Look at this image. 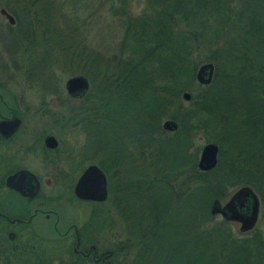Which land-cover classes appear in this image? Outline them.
I'll return each instance as SVG.
<instances>
[{
	"label": "rangeland",
	"instance_id": "obj_1",
	"mask_svg": "<svg viewBox=\"0 0 264 264\" xmlns=\"http://www.w3.org/2000/svg\"><path fill=\"white\" fill-rule=\"evenodd\" d=\"M257 1H232L228 4L227 15L231 17L234 7L238 9L243 7V3H249L247 16L245 15L241 20L235 17L229 24L224 23L220 16L214 21L215 26L220 25L225 33L231 31L234 38L237 36L235 40L226 36L216 41L208 39L200 49L194 52L193 59L199 63L194 81L188 84V90L183 91L178 100L175 99V104L172 106V111H176L178 117L177 120L173 121L179 124L180 131L177 130L178 132L172 133L164 131L162 123L167 119L172 120L169 116H165L159 121L163 131L154 134V141L151 142L152 148H146L139 142L141 138L143 140L144 135L140 134L137 142L134 140L133 129L138 132L139 129L134 128L133 120L130 119V122L127 119L123 121L124 117L122 116L114 118V120H119V125L122 122L129 124L126 130V139L123 135V128L117 129L112 123L114 125V145L116 139L120 141L119 143L117 140V145L118 143L119 145H116L113 151V160L122 159L126 161L127 173H121L119 165L113 167L110 202H107L105 206H98V208L104 210L107 206L113 205L120 221L126 222V229H122L120 224L118 226L119 232L122 234L119 239L125 240L120 247L126 253V264H137L138 262L137 235L131 229L129 231L128 225V216L133 212H136L137 215L142 212V214L150 212L153 215L163 213L165 216V227L163 226L162 231L158 232L157 241L153 240L155 250L151 253V259L150 256L146 258L149 264H163L160 255L164 250L160 247L164 243L158 242L162 233L167 236L168 242L174 241L177 246L185 242L188 243L189 249L191 243L188 235L194 228H198L200 231L222 228L219 231L225 230L226 237L230 235V239L246 238L251 234L241 233L239 225L235 223L227 222L222 226L224 220L219 215L213 216L210 211L215 199L209 198V212L207 213L204 202H202L201 207L193 209L191 201L187 198L189 199L193 193L191 190L197 186L205 189L208 183L211 184V182L216 181L217 176L220 177L227 170L230 161L236 160L237 153H242V156L246 158L248 151H255L257 147L251 143L250 135H247L244 128L239 124L241 120L245 119L244 111L249 107L245 102V94H243L244 91L241 90V87H253L252 78L258 80L260 76L262 77L260 84H264V72L258 73L259 68L264 71V46L260 45L259 42L249 44L254 49V53L249 55L248 60H238L234 55L226 54L221 60L215 59L216 61L209 62L213 60L216 50L239 41L238 35L243 34L250 21L253 20H249L251 16L258 15L260 10L264 12V3L260 0L257 4ZM122 8L127 11L129 16L138 17L147 12L148 0H0V10H7L15 20V25H10L0 14V83L7 89V98L10 99H13L15 95L18 96L19 93H24L27 97L34 99L42 93H53L55 90L52 89L60 88V95L65 102L64 107L60 108L61 118L65 115V118L60 119L62 120L61 125L64 127H60L62 151L78 149L85 143L83 134H79L73 127L69 126L74 123V117L67 110L68 108L76 109L78 104L67 97L65 82L76 75L86 77L89 82V92L86 97L89 94L97 93V90L103 86L105 78L112 72V67L109 65L110 61L121 53V42L125 34L124 21L127 17L120 13ZM206 63L214 65V74L211 84L203 86L197 82L196 73L199 67ZM248 63L251 64V67L248 66ZM225 75L229 76V82L225 79ZM232 76H236L237 82L233 83ZM210 86L213 87L208 89L207 87ZM185 93L191 96L189 101L183 99ZM208 93L213 94L214 101L212 102L216 103L215 113L218 118V125L214 128L200 126L198 129H194L190 125L191 133L188 134L186 128L181 126V122L185 120V124L196 125L195 121L186 117L188 112H191L195 107L194 104L191 105L192 98L199 99ZM91 102L97 103L94 98H89L83 105H88ZM202 117V121L210 118L207 114ZM165 140L170 141V146H165V148L169 147L168 150L165 149L166 158L156 150L158 148L157 142ZM106 141V130L92 133V155H94L95 162L107 163L108 147ZM176 142L179 144L177 146L179 151H176ZM208 143L216 144L219 148L218 170L204 177L202 181L192 180V163L194 164L195 161L198 164L201 150ZM122 145L123 150L121 149ZM137 148L143 150L144 159L147 160H144L146 164L144 162L143 165L141 164L140 157L137 155ZM125 150H127V154ZM170 150V155L177 159V163L174 165H172L171 156L168 157ZM221 151L222 155L220 154ZM194 156L196 157L194 158ZM196 168L197 171H200L198 166ZM245 186L251 188L260 199L261 209L255 229L260 231L264 239V205L258 192L252 186L239 184L235 187H228L225 193L227 196L216 200L223 204L236 190ZM125 193L126 195L136 193L137 197L134 199L126 198V200L123 198L117 203L116 199L121 194L125 197ZM161 195L164 196V199H160ZM70 196L71 194L67 190L65 196L66 214L71 211L69 207ZM196 199L198 200L197 196ZM136 203L139 207L135 205ZM116 204L120 207L117 208ZM145 226L147 225L145 224ZM160 226L161 224L159 228ZM130 234H134L136 237L134 238L132 235L130 238ZM208 242H211V239L207 238L199 247L204 245L205 249L213 252V245L208 244ZM214 248L218 249L215 245ZM193 250L202 259L188 255V264L204 261L203 258H206V255L195 249H192L191 253ZM227 256L225 254L224 257ZM192 261L194 262L192 263ZM173 262H177L176 259Z\"/></svg>",
	"mask_w": 264,
	"mask_h": 264
},
{
	"label": "trees",
	"instance_id": "obj_2",
	"mask_svg": "<svg viewBox=\"0 0 264 264\" xmlns=\"http://www.w3.org/2000/svg\"><path fill=\"white\" fill-rule=\"evenodd\" d=\"M232 1L235 0H148L147 12L138 17H131L124 8L120 9V13L127 16L124 21L125 34L121 42V53L110 61L111 74L105 78L103 86L94 95L97 101V105H95L97 120L103 114L102 118H109L116 127L119 120H114V118L117 116L124 117L123 121L133 120L134 128L141 129V134L144 135L143 140L141 138L139 142L143 143L146 148H152L151 142L154 141V134L163 131L159 121L165 116H169L172 120L178 119L177 112L172 111V106L175 104V99L178 100L179 95L188 90V84L194 81L195 72L199 66V63L193 59L194 52L200 49L208 39L216 41L223 36L231 37L232 40L237 38V36L234 38L231 31L225 33L220 25L215 26L214 24L218 16L222 17L224 23L229 24L232 23L233 18L241 20L249 12V3H243V7L238 9L234 7L232 16L229 17L227 15L228 4ZM259 1L256 3L259 4ZM261 2L264 3V0ZM245 4L247 6H244ZM262 12L260 10L258 15L249 18V20H253L243 32L244 35H238L240 42L230 43L225 45L227 48L224 46L216 50L215 55L212 53L213 60L209 62L221 60L226 54L234 55L238 60H248L249 55L254 53V49L249 44L259 42L264 46V12ZM248 66L251 67V64L248 63ZM263 72L262 68L258 69L259 74ZM232 78L234 79L233 83L237 82L236 76H232ZM261 78V76L258 80L252 78L253 87H241L245 94V102L249 107L244 111L245 119L241 120L239 124L244 128L246 134L250 135L251 143L257 146L255 151H248L246 158L242 156V153H237L236 160L230 161L227 170L220 177L217 176L216 181L208 183L205 189L197 186L191 190L193 193L187 200L191 201L193 209L201 207L204 202V208L208 213L209 198L212 200L223 199L227 196L225 193L228 187H235L239 184L252 186L258 192L264 205V84H260ZM225 79L229 82V76L225 75ZM212 87L207 88L211 89ZM212 101H214L212 93L202 95L199 99L192 98L191 105L194 104L195 107L191 112H188L186 117L195 121L196 125L185 124V120L181 122V126L186 128L188 134L191 133L190 125L194 129H198L200 126L214 128L218 125L215 113L216 103ZM107 109H109V115H106ZM68 111L70 114L74 112L71 109ZM205 114L210 118L202 121V116ZM112 127L114 129V125ZM180 130L179 127L178 131ZM132 135L137 142L139 132L133 129ZM157 143V152L166 158L165 149L168 150L169 147L165 148V146H170V141L165 140ZM178 145L176 142V151H179ZM170 154L171 150L169 158ZM220 154L222 155V151ZM171 160L172 165L177 163L176 157L171 156ZM107 161L108 159H106ZM144 164L146 163L144 162ZM252 164L253 166H251ZM98 166L102 170L104 168L107 170V163L100 161ZM196 167L197 163L194 161V164L192 163V180L202 181L204 177L218 170V165L209 172L197 171ZM109 177L110 174L107 171V178ZM109 191L110 198L112 186ZM135 197H137L136 193L130 195L125 193V197L121 194L116 201L118 203L123 198L126 200V198L134 199ZM160 199H164V196L161 195ZM105 204L102 203L101 206ZM116 206L120 207L118 204ZM142 213L129 214L128 225L129 231L131 229L137 235L136 237L134 234H130V238L133 235L138 241L135 242L139 247L137 249V264H149L146 258L150 256L151 259V253L155 250L153 240L157 241L158 232L162 231L163 226L165 227L166 220L163 213L155 215L150 212ZM222 223L224 226L227 222L222 221ZM192 224L195 226L194 223ZM219 230L222 228L210 231H200L198 228H194L188 235L191 243L190 249L187 247L188 243L185 242L178 246L174 241L168 242L167 236L161 232L158 242L164 243L160 247L164 251L160 255V260L163 261V264H188V255L200 258L194 250L191 253V250L195 249L206 255V258H203L204 261L196 264H264V239L258 229L248 232L247 234H251L246 238L236 239H230V235L226 237L225 230L223 232ZM207 238L211 239L208 244L213 245V252L205 249L204 245L199 247ZM214 245L218 248L217 250ZM225 254L228 255L226 258ZM174 259L177 262L174 263Z\"/></svg>",
	"mask_w": 264,
	"mask_h": 264
},
{
	"label": "flooded vegetation",
	"instance_id": "obj_3",
	"mask_svg": "<svg viewBox=\"0 0 264 264\" xmlns=\"http://www.w3.org/2000/svg\"><path fill=\"white\" fill-rule=\"evenodd\" d=\"M6 90L0 83V264H126V253L120 247L125 240L119 239L122 234L118 229L119 224L126 229V222L120 221L113 205L104 210L98 206L110 202L113 167L119 165L121 173L126 174L127 162L113 160L118 139L114 145L111 120L102 118L103 114L97 120L96 103L83 105L89 98L96 100L95 94L86 97L88 90L85 96L74 99L65 89L67 97L78 104L72 114L74 123L69 126L83 134L85 143L78 149L62 151L60 127H64L60 119L65 115L61 118L60 108L65 102L60 88L34 99L24 93L10 99ZM128 126L122 122L116 127L123 128L126 139ZM103 129L107 134V170H102L100 161L95 162L92 155V133ZM49 138L55 141L53 147ZM137 153L143 165L145 154L141 148ZM89 166H97L106 176L105 202L75 195V186ZM14 176L12 184L27 195L8 185V179ZM67 190L72 204L66 214Z\"/></svg>",
	"mask_w": 264,
	"mask_h": 264
},
{
	"label": "water",
	"instance_id": "obj_4",
	"mask_svg": "<svg viewBox=\"0 0 264 264\" xmlns=\"http://www.w3.org/2000/svg\"><path fill=\"white\" fill-rule=\"evenodd\" d=\"M1 14L6 16L10 25H15L14 18L4 9ZM214 74V65L206 63L199 67L196 73V80L200 85L208 86L211 84ZM65 89L71 98H81L86 95L89 90V82L86 77L76 75L70 77L65 82ZM183 99L189 101L191 96L188 93L183 94ZM14 125H17L14 123ZM163 129L168 132H174L178 129V124L173 120H167L163 123ZM48 142L54 146V139L49 138ZM219 148L216 144H206L200 153L198 160V169L202 172L212 171L218 164ZM19 176V175H17ZM17 176L8 179V185L22 194L27 195L22 188L12 182ZM75 195L87 201L105 202L108 197L106 176L97 166H89L80 176L76 186ZM260 199L257 194L249 187H241L236 190L231 197L225 202L220 203L215 200L211 206V214L220 216L228 223L239 225L241 233H248L255 229L260 214Z\"/></svg>",
	"mask_w": 264,
	"mask_h": 264
}]
</instances>
